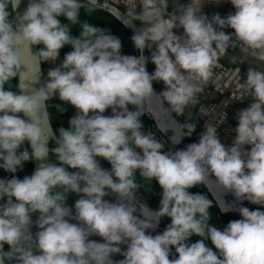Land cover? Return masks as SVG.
Returning a JSON list of instances; mask_svg holds the SVG:
<instances>
[{"label":"clouds","instance_id":"obj_1","mask_svg":"<svg viewBox=\"0 0 264 264\" xmlns=\"http://www.w3.org/2000/svg\"><path fill=\"white\" fill-rule=\"evenodd\" d=\"M204 2L189 0L183 5L171 0L169 11L170 0H139L142 11L137 14V0H124L125 25L134 27L136 21L144 25L131 37L140 52L137 57L122 55L121 40L106 29L80 20L82 8L94 11L92 0H30L14 21L8 8L11 5L16 11L21 0H0V167L15 173L24 162L40 161L31 176L0 179V201H4L0 203V264L13 259L18 264H113V254L124 257L118 264H264V211L233 208L213 193L222 212L235 210L242 217L221 231L209 224L212 202L189 192L201 184L209 187V176L214 175L223 193L264 207V72L250 67L246 81L240 83L237 70L232 98L251 95L254 102L237 113L230 147L221 143L214 123L205 124L198 143L167 152L152 132L141 131L142 115L148 113L156 120L148 107L153 97L162 109L167 102L169 108L164 110L177 116L196 106L230 48L239 47L246 57L264 62V0H230L234 14L224 18L215 14L210 19L201 11ZM60 16L70 25H80L78 37L71 35L69 24H61ZM228 27L234 33L226 34L223 29ZM175 28H182L183 35L175 34ZM40 44L44 47L33 55L38 66L55 62L65 45L73 51L60 67L49 70L44 86L36 89L31 85L38 75L31 78L23 50L27 48L31 55L30 46ZM153 45L150 59L155 71L149 74L143 53ZM16 78L18 91L5 90ZM153 81L165 86L159 94ZM57 95L78 112L68 129L58 130L56 147L50 149V136L42 125L52 131L47 102ZM129 105L135 110H129ZM109 108L112 115L105 116ZM213 112L200 109L203 116ZM219 115L217 123L226 118L224 112ZM173 123L180 128L179 135L176 128L157 122L161 132L173 131V145L196 128L194 123ZM25 142L31 151L18 152ZM50 153L59 166L44 162ZM97 158L107 160L111 171L103 169ZM137 172L145 181H157L162 189L158 210L139 203ZM106 189L116 197L115 203L104 200L109 195ZM69 193L80 196L74 216L66 202ZM36 212L40 230L34 239L30 227ZM165 216L171 223L162 234H146L155 231ZM93 235L104 243L89 240ZM193 235L201 239L189 244ZM120 245H127L126 250ZM170 246L178 258L169 259Z\"/></svg>","mask_w":264,"mask_h":264},{"label":"crops","instance_id":"obj_2","mask_svg":"<svg viewBox=\"0 0 264 264\" xmlns=\"http://www.w3.org/2000/svg\"><path fill=\"white\" fill-rule=\"evenodd\" d=\"M110 4H124V0H106ZM180 4L187 5L189 0H179ZM139 4V0H137ZM171 5V0H170ZM116 7V6H114ZM120 7V5H119ZM123 13L127 12L126 6H121V9L116 7ZM172 11V7L170 8ZM202 13L211 18L215 14H219L222 18L228 14L235 13V8L231 4L230 0H205L201 9ZM226 34L234 33V29L228 27L223 29ZM182 28H176L173 32L177 35H183ZM233 57H236L233 60ZM174 59V57H173ZM221 66L214 70V75L209 84L205 87L204 92L199 97V103L191 107L189 106L185 110L187 118L191 119L196 125L198 132L203 133L205 131L206 123H214L217 126V132L221 143L225 147H230L233 144L236 133L235 128L238 126L237 113L249 107L254 99L251 95L243 98L242 100H236L232 98L235 91V82L238 79L237 70H239V82L244 83L247 78L248 69L254 68L256 70L264 72V62H258L251 56H245L239 47L236 49H229L228 55L220 60ZM201 108L214 109L212 116H203L200 113ZM224 112L226 118L223 122L217 123L220 119V113ZM174 113V112H173ZM214 118V119H213ZM197 135V134H196ZM249 145H245V150H250ZM255 209L260 208L264 211V207L254 204Z\"/></svg>","mask_w":264,"mask_h":264},{"label":"water","instance_id":"obj_3","mask_svg":"<svg viewBox=\"0 0 264 264\" xmlns=\"http://www.w3.org/2000/svg\"><path fill=\"white\" fill-rule=\"evenodd\" d=\"M84 1L87 2V0H84ZM29 2H30V0H21V3L19 5V7L16 9V11H12L14 20L17 17V15H22L24 13ZM97 4H98V2L96 0H92V5H97ZM101 8H102V11L111 15L125 29V31L127 32V34L129 35L130 38L133 36L134 30L140 28L136 22L134 24V27L126 26L125 23L127 22V20H126L124 13L122 11H120L119 9H117L116 7H114L108 3H103ZM23 51H24V61H25V64L28 68V71H29L31 78L35 79L36 75H38V81L33 83L31 85V87L39 89L40 87L44 86V76H43V72H42L41 63L38 66L37 59L35 56H33V55H36L39 51L38 45L30 46L31 55L28 53L27 48H25ZM138 53L140 55L139 51H138ZM143 55L146 58H148V62L146 64V70L150 74V57H149L148 49L144 50ZM27 68L22 66L23 71H27ZM148 107L150 108V110H154V115L156 117V120L148 113H145L144 115H149L153 118V121H154V124H155L157 130L163 135V137L166 140L169 141V144L171 145V147H173V149H175V151L176 150H184V149H186L187 145H189L191 143H198L199 142V137L193 132L191 136H184L182 138V141L180 144L173 145L171 143V140H170V137L174 134L173 131L171 129H169L167 131V133L161 132L157 126V122H159L161 125H164L167 127L176 128L177 135L180 134V128L178 125L173 123V120H175L178 124H182V123L179 121V119L175 116L174 113H169L168 111L164 110V109L169 108L165 103L163 105L164 109H162L160 107V100L156 97H153L151 99V101L148 104ZM109 109L111 110V108H109ZM110 114L112 115V111L110 112ZM24 119L27 120L28 118L24 117ZM42 126L44 127L45 134L50 136L49 141L50 140L56 141L57 138L54 136L55 134H53L52 131L50 132L46 125H42ZM44 162L47 163L48 158ZM39 163H40V161H35V160L33 161V164H34L33 165V173L36 170V168L38 167ZM215 179L216 178L214 175L209 176V180H210L209 181V187L211 188L212 191L209 190L208 186H206L204 184H202V186L205 189V192L207 193V195L209 196L211 201L213 202V204L215 205V207L217 208L220 219H221V221L225 227L227 226V224L230 221L239 220V219H242V217L240 216L239 212L235 211V210H231L228 212H222L219 204L217 203L216 196L217 197L222 196V199L225 201V204L231 205V206H233V208L243 206V207L249 208V210H256L253 203H250L247 200H244L242 202H238L235 200V197L231 193H223V189L214 183ZM106 191H109V195L105 196L104 200L111 202V203H115L116 197L113 194H111L110 190L106 189ZM5 198H7V197H5ZM138 201H139V203L145 204L150 210L156 211L146 200L138 197ZM68 206L72 209V213L74 216L75 215V202L71 203ZM135 215H137L139 218L143 219V217L140 216L139 212H137ZM66 219H68L70 223H78V221H76L74 219H70L67 217H66ZM37 220H38V218L32 219V224L30 227V232L32 233L34 239H35V234L40 230L36 224ZM167 226H168V223L166 222L165 217H163L160 220L155 231H153L152 229H149V230H147L146 234H150L153 236H155L157 234H162L166 230ZM89 240L96 241L98 243H104L103 239L97 235L90 236ZM25 247H27V244H25ZM120 247H121L122 251H125L127 248V245H120ZM170 247H171V252L169 255V259L178 258V253H176L175 247L174 246H170ZM32 250H33V252H36L35 247H33ZM111 259L113 261V264H118V262L123 260L124 257L121 254H113L111 256ZM5 264H18V261H16L15 259H13L12 261L6 260Z\"/></svg>","mask_w":264,"mask_h":264},{"label":"rangeland","instance_id":"obj_4","mask_svg":"<svg viewBox=\"0 0 264 264\" xmlns=\"http://www.w3.org/2000/svg\"><path fill=\"white\" fill-rule=\"evenodd\" d=\"M98 2V6H101L103 3H107L106 0H96ZM81 3H86L82 0H80ZM110 4V3H108ZM112 6H116L118 8L121 9V6H126V5H121V4H110ZM120 5V7H119ZM94 7V11H92L91 13H88L87 11H85V9H81L80 11V20L83 21H88L90 24L97 26V27H101L103 29H106L110 34L118 37L121 40L122 43V49H121V53L123 55H131V56H139L138 50L135 49L134 44L132 42V39L129 37H127L125 30H123L122 26L119 25V23H117L116 21H114L112 18H109L103 11L101 8H99L96 5H92ZM171 5L169 7V11H170ZM128 10V9H127ZM142 11V6L140 4H137V7L135 9V12L137 14H139ZM58 19L60 20L61 24H69L70 29H71V35L73 37H78L80 32H81V27L79 24L77 25H70V22L63 16L58 17ZM136 23L138 24L139 27H143L144 25L140 22V21H136ZM176 29V28H175ZM174 30V29H173ZM44 45L40 44L38 45V49L40 50L41 48H43ZM155 50V45H153V49L152 50H148L149 53V57H151V51ZM73 51V48L71 45H65L62 49L59 50V56L58 58L55 60V62L52 61H47V62H41L42 68H43V74L45 77V81H47L48 79V72L51 69H55L57 67H60L65 55L69 52ZM150 68H151V72L153 73L155 71V65L151 62L150 59ZM15 83V79H13L11 81L10 86L8 85V87L13 90V87ZM158 90L160 92H162L164 90V85L162 82H158ZM165 104L169 107V105L167 104V102H165ZM175 116L179 119V121L184 124L185 122H189V123H193L191 119L187 118V116L184 114L183 116H177L176 113H174ZM143 121H145L146 123V127H142V132L144 133H148L149 131L152 132L155 137L157 138V131H156V127L154 125V122L148 118H144ZM195 134H197V136L200 139V133L198 132V130L195 128L194 131ZM164 144V149L162 150L163 152H167L168 150H173L175 151L171 145H169V143H163ZM136 151L138 153H140L142 155V150L137 148ZM136 180L139 184H141V187L138 190V195L141 196L142 198L146 199L156 210L159 209L160 207V201L162 198V189L159 187L158 182L155 180L152 181H145L143 178L140 177L139 172H137L136 174ZM189 192L192 194H202L204 196L207 197V199H209L211 201V199L209 198V196L207 195V193L205 192V189L203 188L202 184L195 186L191 189H189ZM4 201H0V203H3ZM212 202V201H211ZM209 213H210V221L209 224L210 226H214L217 229L223 231L225 226L222 223L218 210L215 207V205L212 202V206L209 208ZM166 222L168 223V225L171 223V218L165 216ZM201 238L198 236H191L189 238L188 243H195L198 240H200ZM206 243V245L208 247H213V245L211 244V241L209 239H205L204 241ZM5 250H8V246L5 245ZM215 250V249H213Z\"/></svg>","mask_w":264,"mask_h":264},{"label":"flooded vegetation","instance_id":"obj_5","mask_svg":"<svg viewBox=\"0 0 264 264\" xmlns=\"http://www.w3.org/2000/svg\"><path fill=\"white\" fill-rule=\"evenodd\" d=\"M84 1V0H82ZM85 2V1H84ZM87 3V2H86ZM98 6V5H96ZM102 6V5H101ZM101 6H98L99 8H101ZM102 9V8H101ZM9 12H10V16H9V19L11 21H14V17H13V12H12V9H11V5H9V8H8ZM104 12V11H103ZM105 13V12H104ZM109 18H112L114 21H116L111 15H109L108 13H105ZM117 22V21H116ZM118 23V22H117ZM120 25V24H119ZM123 30H125L124 28H122ZM126 32V31H125ZM126 35L127 37L129 36L126 32ZM129 38V37H128ZM122 54V53H121ZM123 55V54H122ZM42 72H43V68H42ZM150 74H152L151 72V68H150ZM44 76V74H43ZM45 77H44V84H45ZM15 87H13V90L14 92L18 91V89L16 88V85L18 84V78L15 79V83H13ZM158 82L157 81H153V89H154V92L156 94H159L160 91L158 90ZM10 88L8 87V85L6 84L5 85V90H9ZM11 90V89H10ZM48 104V113L50 114L49 115V120L51 122V130L53 132V134H55L54 136L58 139L59 138V129L61 127L65 128V129H68L70 127L69 125V121L72 117H74L78 110L72 106L70 103H66V102H61L58 98V95L56 97H54L53 99L49 100L47 102ZM57 105H60V108L58 109L56 106ZM129 110H135L134 107L132 105H129ZM111 110L110 109H107L104 113L105 116H111L110 114ZM2 114V113H0ZM19 115L21 118L24 119V116L22 113L20 114H17ZM91 115V113L89 114ZM150 119L153 121V118L149 115H142L141 116V121L144 125V127H146V123L145 121H143V119ZM154 122V121H153ZM155 125V124H154ZM156 127V126H155ZM142 131V130H141ZM156 131H157V139L160 140L162 143H169L168 140H166L163 135L157 130L156 128ZM170 145V144H169ZM48 147L51 149V148H54L56 147V143L55 141L53 140H50L49 143H48ZM25 148H28L29 151H31L30 149V145L27 144V142H25L24 145H22L19 149H18V152H21L23 151ZM173 148V147H172ZM175 150V149H174ZM99 160V163H100V166L105 169V170H108V171H111V164L107 161V160H104L102 158H97ZM33 161L34 160H29L27 162H24L23 164V167L22 168H18L17 171L15 173H12L10 171H7L5 170L4 168L0 167V179H3V180H10L12 179L13 177H16L18 179H23L25 176H31L33 174ZM48 162H51V163H56L58 166H59V162L56 160V157L54 154H51L49 155L48 157ZM3 162L0 161V164H2ZM65 167H67L65 165ZM69 171H78L77 169H69ZM68 195L67 197V205H70L71 203L73 202H76L80 196L77 195L76 193H69V194H66ZM137 196L142 198L141 196L138 195L137 193ZM7 198H5L6 200ZM14 199V198H13ZM144 199V198H142ZM146 200V199H144ZM147 201V200H146ZM148 202V201H147ZM149 203V202H148ZM150 204V203H149ZM151 205V204H150ZM152 206V205H151ZM153 207V206H152ZM154 208V207H153ZM155 209V208H154ZM156 210V209H155ZM39 217V213L36 212V213H33L32 216H31V219H34V218H38Z\"/></svg>","mask_w":264,"mask_h":264}]
</instances>
